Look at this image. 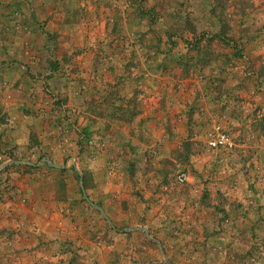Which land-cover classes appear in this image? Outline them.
Segmentation results:
<instances>
[{"label": "rangeland", "instance_id": "obj_1", "mask_svg": "<svg viewBox=\"0 0 264 264\" xmlns=\"http://www.w3.org/2000/svg\"><path fill=\"white\" fill-rule=\"evenodd\" d=\"M111 6L80 41L40 26L54 57L34 73L33 55L18 62L54 77L51 128L31 139L71 193L56 264H264V0ZM215 124L230 148L208 146Z\"/></svg>", "mask_w": 264, "mask_h": 264}, {"label": "crops", "instance_id": "obj_2", "mask_svg": "<svg viewBox=\"0 0 264 264\" xmlns=\"http://www.w3.org/2000/svg\"><path fill=\"white\" fill-rule=\"evenodd\" d=\"M113 1L0 0V264H56L57 260L65 259L57 254L66 231L61 213L70 207L71 201L68 190L57 192L49 183L59 176L56 172L59 160L39 162L40 147L31 139L33 133L51 128V100L42 87L52 85L54 77L51 75L50 82L51 71L47 66L44 81L31 79L20 70L18 62L24 63L27 54L33 55L29 67L34 73L45 68L54 57L53 46H44L40 41V26L47 34L67 36L70 41L102 33ZM15 7L21 15L13 20ZM64 47L70 45L64 43ZM143 49L149 59L150 49ZM117 73L119 76L118 69ZM110 83L111 89H117L113 101L119 105L124 98L119 97V81L116 84L111 79ZM100 87L106 88L105 81ZM132 94L129 89L126 98ZM152 113L151 106H144L140 116ZM5 179L18 190L16 197L5 193L2 187ZM44 180L48 183L46 188L41 184Z\"/></svg>", "mask_w": 264, "mask_h": 264}, {"label": "built area", "instance_id": "obj_3", "mask_svg": "<svg viewBox=\"0 0 264 264\" xmlns=\"http://www.w3.org/2000/svg\"><path fill=\"white\" fill-rule=\"evenodd\" d=\"M208 146L212 150H224L230 148L232 146V142L227 134V132L218 124L213 126L212 134L210 135L209 139L207 140ZM176 181L178 183H183L187 181L186 175L180 174L177 176ZM1 183V182H0ZM4 188L5 193L9 197H16L18 195V190L14 187L9 179L4 180Z\"/></svg>", "mask_w": 264, "mask_h": 264}]
</instances>
